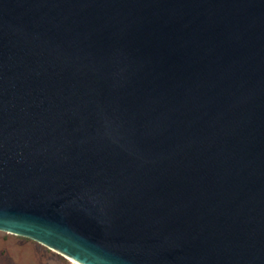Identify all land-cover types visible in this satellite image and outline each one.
I'll return each instance as SVG.
<instances>
[{"label": "water", "instance_id": "water-1", "mask_svg": "<svg viewBox=\"0 0 264 264\" xmlns=\"http://www.w3.org/2000/svg\"><path fill=\"white\" fill-rule=\"evenodd\" d=\"M0 230L264 264V0H0Z\"/></svg>", "mask_w": 264, "mask_h": 264}, {"label": "rangeland", "instance_id": "rangeland-1", "mask_svg": "<svg viewBox=\"0 0 264 264\" xmlns=\"http://www.w3.org/2000/svg\"><path fill=\"white\" fill-rule=\"evenodd\" d=\"M0 264H74L66 256L28 237L0 230Z\"/></svg>", "mask_w": 264, "mask_h": 264}, {"label": "bare ground", "instance_id": "bare-ground-1", "mask_svg": "<svg viewBox=\"0 0 264 264\" xmlns=\"http://www.w3.org/2000/svg\"><path fill=\"white\" fill-rule=\"evenodd\" d=\"M69 259V258H68ZM70 260V259H69ZM71 262H73L74 264H78V263H76V262H74V261H72V260H70Z\"/></svg>", "mask_w": 264, "mask_h": 264}]
</instances>
